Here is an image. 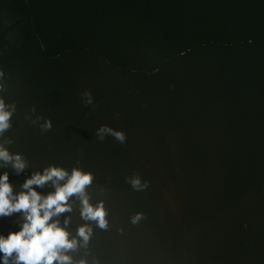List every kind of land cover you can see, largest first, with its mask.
Wrapping results in <instances>:
<instances>
[{"label":"water","instance_id":"obj_1","mask_svg":"<svg viewBox=\"0 0 264 264\" xmlns=\"http://www.w3.org/2000/svg\"><path fill=\"white\" fill-rule=\"evenodd\" d=\"M0 72L16 105L0 143L28 164L0 175L20 192L80 169L106 210V229L75 196L53 218L73 264H264V0H0ZM22 223L0 218V235Z\"/></svg>","mask_w":264,"mask_h":264},{"label":"clouds","instance_id":"obj_2","mask_svg":"<svg viewBox=\"0 0 264 264\" xmlns=\"http://www.w3.org/2000/svg\"><path fill=\"white\" fill-rule=\"evenodd\" d=\"M3 76V72H0ZM4 86L0 84V91ZM91 95V93H86ZM90 102V101H89ZM16 112L15 103L7 104L0 98V137L11 127L12 116ZM51 121L43 125L42 130L51 129ZM110 134L116 140L125 142L126 136L123 132L115 131L113 128L103 125L97 129V136L101 141L105 135ZM4 143L11 144L12 140H5ZM0 143V161L3 165L10 164L17 175L24 172L28 166L27 161L19 153H11ZM66 183L61 184L60 181ZM53 185L54 192L44 196L36 191V188H43L45 185ZM93 182L91 173L83 172L74 168L69 173L59 167H49L43 173L36 172L22 185L21 191L15 192L10 183L7 172L0 175V218L11 217L14 214H22L23 223L19 231L10 232L8 235H0V253H2L3 264H73V259L66 253L75 251L78 241L70 239V233L66 227L61 226L58 219L66 212L72 211L69 199L78 197L81 201V217L84 220L95 221L97 226L106 229L108 221L106 210L101 203L93 206L89 202L86 188ZM133 189L141 190L147 184L141 185L139 177L128 178ZM140 216L133 217V223L139 220ZM69 221L66 219L64 225ZM77 236L82 238L85 245L90 239L91 229L85 225L78 229ZM79 264H86V261H79Z\"/></svg>","mask_w":264,"mask_h":264}]
</instances>
